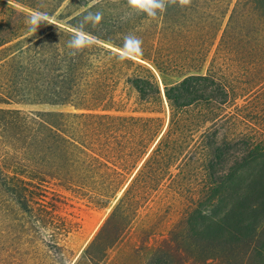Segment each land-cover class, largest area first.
<instances>
[{
    "label": "trees",
    "instance_id": "trees-1",
    "mask_svg": "<svg viewBox=\"0 0 264 264\" xmlns=\"http://www.w3.org/2000/svg\"><path fill=\"white\" fill-rule=\"evenodd\" d=\"M65 1L0 2V264L62 260L50 187L111 207L74 264H103L146 209L178 219L144 264H264V0H166L155 18Z\"/></svg>",
    "mask_w": 264,
    "mask_h": 264
},
{
    "label": "rangeland",
    "instance_id": "rangeland-1",
    "mask_svg": "<svg viewBox=\"0 0 264 264\" xmlns=\"http://www.w3.org/2000/svg\"><path fill=\"white\" fill-rule=\"evenodd\" d=\"M77 1L78 0H66L57 14L64 15L65 12L79 10L80 7L77 5ZM0 2H4V0H0ZM91 4L92 3L88 4L87 7H82L80 11L87 9ZM68 5L69 8L65 10ZM154 72L159 79L155 70ZM160 87L162 90V85H160ZM39 110L61 111L62 109L42 107L39 108ZM43 200L65 224V232L63 231L59 241V245L62 247V260L57 262L59 259L58 257H54L53 254H49V258L45 260L47 263L53 260L55 263L57 262L56 264H74L80 253L93 239L111 207L108 209L94 207L82 200L72 197L69 193L57 187L48 188L44 193ZM177 219V214H165V210L158 211L157 209L156 212L155 210H144L120 242L108 251L106 259L102 263L144 264L145 257H147L155 246L160 244V242L167 237V232ZM146 222H151V224L154 225L152 229L153 232L143 245L145 250L138 254L136 250L142 246L140 244L142 238L140 230H142V225ZM44 240L47 242V239Z\"/></svg>",
    "mask_w": 264,
    "mask_h": 264
},
{
    "label": "clouds",
    "instance_id": "clouds-1",
    "mask_svg": "<svg viewBox=\"0 0 264 264\" xmlns=\"http://www.w3.org/2000/svg\"><path fill=\"white\" fill-rule=\"evenodd\" d=\"M181 5H185L189 0H179ZM127 5L130 9L137 12H143L149 18H155L158 12H163L166 7V0H127ZM100 13H89L85 17V20L91 19L93 22L99 20ZM46 19V16L42 13H35L29 17L27 23L29 25V31L35 32L38 24ZM86 41L83 34L77 31L66 42V47L70 50V55H75L82 47H84Z\"/></svg>",
    "mask_w": 264,
    "mask_h": 264
}]
</instances>
